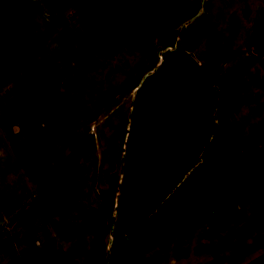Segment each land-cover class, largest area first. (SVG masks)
<instances>
[{
	"label": "rangeland",
	"instance_id": "obj_1",
	"mask_svg": "<svg viewBox=\"0 0 264 264\" xmlns=\"http://www.w3.org/2000/svg\"><path fill=\"white\" fill-rule=\"evenodd\" d=\"M201 2L0 0V264H105L116 204L110 264H264V0Z\"/></svg>",
	"mask_w": 264,
	"mask_h": 264
},
{
	"label": "flooded vegetation",
	"instance_id": "obj_2",
	"mask_svg": "<svg viewBox=\"0 0 264 264\" xmlns=\"http://www.w3.org/2000/svg\"><path fill=\"white\" fill-rule=\"evenodd\" d=\"M180 42L177 41L176 44L172 47H166L163 49V52H167V51H174L178 48ZM255 51L257 53H260L261 50H258V49H255ZM156 69V68H155ZM264 131V125L263 124H258V125H255L253 128H250L249 129V132L248 134H244V139H243V145H240V143H238V146H237V149L238 151L240 152H243L244 154L246 153V150L247 148H249V143H250V137L253 135L254 137H258L262 134V132ZM258 132V133H257ZM240 142V141H239ZM102 205V204H101ZM259 209L262 210L263 206H264V203L262 201H260L259 203ZM115 220H116V217H115ZM110 221V229L112 227V222H113V214L111 215L110 219L108 218L107 219V222ZM114 228H115V225H114ZM113 240H114V235H113ZM110 242V241H109ZM113 244V243H112ZM108 247H109V244H108ZM112 247V245H111ZM108 252V250H107ZM112 252V251H111ZM107 256V254H106ZM234 264H237V263H234Z\"/></svg>",
	"mask_w": 264,
	"mask_h": 264
},
{
	"label": "water",
	"instance_id": "obj_3",
	"mask_svg": "<svg viewBox=\"0 0 264 264\" xmlns=\"http://www.w3.org/2000/svg\"><path fill=\"white\" fill-rule=\"evenodd\" d=\"M203 2L204 0H202L201 2V7L203 6ZM193 20L190 19L186 22H184L182 25H180L179 30H181L185 25H187L188 23H190ZM116 213H117V204L115 206V211L113 214V222H112V227H111V237H110V242H109V247H108V252H107V256H106V263L105 264H110V259H111V245L113 243V235H114V225H115V217H116Z\"/></svg>",
	"mask_w": 264,
	"mask_h": 264
}]
</instances>
